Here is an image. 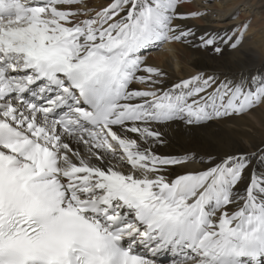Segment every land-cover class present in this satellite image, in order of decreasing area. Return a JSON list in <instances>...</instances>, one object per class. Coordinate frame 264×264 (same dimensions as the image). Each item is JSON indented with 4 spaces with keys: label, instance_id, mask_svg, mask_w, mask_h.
<instances>
[{
    "label": "snow or ice",
    "instance_id": "obj_1",
    "mask_svg": "<svg viewBox=\"0 0 264 264\" xmlns=\"http://www.w3.org/2000/svg\"><path fill=\"white\" fill-rule=\"evenodd\" d=\"M82 2L0 0V264H155L140 248L191 264H264V174L252 172L228 211L247 156L169 181L164 168L182 160L130 135L159 141L153 122L244 113L264 102V81L207 95L215 81L201 75L174 85L179 93L132 89L163 76L143 51L186 42L193 33L173 21L200 13L178 12L182 0H112L80 19ZM247 26L223 42L235 48ZM105 154L132 171L105 167Z\"/></svg>",
    "mask_w": 264,
    "mask_h": 264
},
{
    "label": "bare ground",
    "instance_id": "obj_2",
    "mask_svg": "<svg viewBox=\"0 0 264 264\" xmlns=\"http://www.w3.org/2000/svg\"><path fill=\"white\" fill-rule=\"evenodd\" d=\"M111 2L112 0H83L73 8L90 10L79 17L84 19ZM263 5L264 0H182L178 12H198L200 15L177 19L173 23L185 30L190 29L193 35L186 42H165L160 49L143 51L145 63L159 68L163 76L158 77L160 83L146 85L134 82L130 87L179 93L187 90H175L174 85L201 75L205 80L212 77L215 81L202 95L211 93L220 84L241 85L245 90L254 91L264 81V13L260 12L258 15L254 11ZM230 18L234 20L226 21ZM245 22L248 26L243 30V36L235 48L230 43L223 42L229 36L238 37L241 33L240 26ZM206 35L216 38L214 47L221 49L219 53L214 47L200 46V38ZM245 112L249 116L243 113L233 114L199 124H188L186 120L179 118L153 122L151 127L160 133L159 141L149 139L145 142L134 134L130 135L138 139L142 148L150 149L157 156L182 160L178 165L164 168L162 174L169 181L180 175L206 171L229 156H247L250 166L233 190L236 195L234 203L228 207L231 212L242 205L240 197L246 195L252 172L264 174V163L260 159L264 154V102ZM72 146L82 155H88L84 145L73 142ZM105 157V167L113 166L125 173L132 171L120 159L108 157L107 154ZM93 163L97 162L93 160ZM167 261L169 260H165L164 264ZM179 264L186 263L182 261Z\"/></svg>",
    "mask_w": 264,
    "mask_h": 264
},
{
    "label": "rangeland",
    "instance_id": "obj_3",
    "mask_svg": "<svg viewBox=\"0 0 264 264\" xmlns=\"http://www.w3.org/2000/svg\"><path fill=\"white\" fill-rule=\"evenodd\" d=\"M208 1L213 2L214 0H208ZM254 11H257L258 15L260 14V12L264 13V5L263 6H258L257 10L255 9ZM233 20L234 19H232V18L226 19V21H229V22H232ZM159 47H161V45ZM157 49H160V48H157ZM141 73L146 75V73H143V72H141ZM155 79L160 81V79L158 77H155ZM243 114L246 115V116H249L248 112H244Z\"/></svg>",
    "mask_w": 264,
    "mask_h": 264
}]
</instances>
